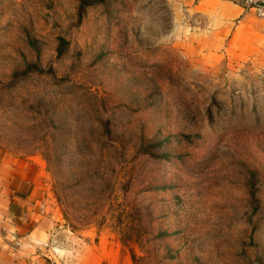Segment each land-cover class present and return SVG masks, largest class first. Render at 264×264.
<instances>
[{"label":"rangeland","instance_id":"1","mask_svg":"<svg viewBox=\"0 0 264 264\" xmlns=\"http://www.w3.org/2000/svg\"><path fill=\"white\" fill-rule=\"evenodd\" d=\"M178 17L173 0H0V147L44 159L107 262L264 264V64L190 55Z\"/></svg>","mask_w":264,"mask_h":264},{"label":"crops","instance_id":"2","mask_svg":"<svg viewBox=\"0 0 264 264\" xmlns=\"http://www.w3.org/2000/svg\"><path fill=\"white\" fill-rule=\"evenodd\" d=\"M173 2L190 55L264 64V22L252 11L230 0ZM77 238L53 197L44 159L0 147V264H114Z\"/></svg>","mask_w":264,"mask_h":264},{"label":"built area","instance_id":"3","mask_svg":"<svg viewBox=\"0 0 264 264\" xmlns=\"http://www.w3.org/2000/svg\"><path fill=\"white\" fill-rule=\"evenodd\" d=\"M253 12L256 18L264 22V0H230Z\"/></svg>","mask_w":264,"mask_h":264},{"label":"trees","instance_id":"4","mask_svg":"<svg viewBox=\"0 0 264 264\" xmlns=\"http://www.w3.org/2000/svg\"><path fill=\"white\" fill-rule=\"evenodd\" d=\"M86 165H87V169H89V161L86 162ZM86 173L88 174L89 172L86 171ZM90 174V173H89Z\"/></svg>","mask_w":264,"mask_h":264}]
</instances>
